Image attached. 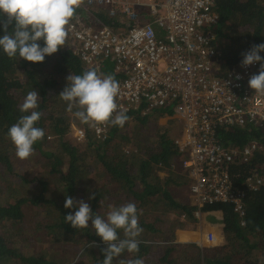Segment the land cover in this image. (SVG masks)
<instances>
[{"label": "trees", "instance_id": "trees-1", "mask_svg": "<svg viewBox=\"0 0 264 264\" xmlns=\"http://www.w3.org/2000/svg\"><path fill=\"white\" fill-rule=\"evenodd\" d=\"M136 9L140 17L146 15ZM215 9L214 47L222 56L223 75L239 65L252 45L264 43V0H217ZM141 25L120 13L111 16L108 10L86 7L76 10L65 45L42 63L9 58L0 49V264H102L106 245L91 221L84 229L65 223L64 216L75 212L64 207L65 196L89 203L105 217L110 207L130 202L142 212L139 252L125 251L113 264L136 258L144 264H264L263 131L250 126L218 129L223 148L237 151L257 144V150L249 163L238 160L229 166L235 187L245 192L244 216L233 205L206 206L205 225L220 226L223 243L201 248L177 242L179 231L196 232L199 222L197 208L186 200L192 179L185 167L187 153L177 145L174 107L155 108L145 116V107L126 113L130 119L122 128L105 125L101 137L97 125L82 124L66 111L59 94L70 74L95 70L121 80L110 61L101 60L96 67L81 58L74 31L108 26L118 33ZM14 27L13 21L8 31ZM4 34L0 24V37ZM38 43L44 46L43 40ZM31 90L40 96L42 117L35 126L45 137L34 145V155L22 160L7 133L26 114L20 107ZM75 124L85 134L80 142L72 136ZM255 176L262 185L250 190L246 182ZM119 235L124 238L122 230ZM93 242L98 247H90Z\"/></svg>", "mask_w": 264, "mask_h": 264}, {"label": "built area", "instance_id": "built-area-1", "mask_svg": "<svg viewBox=\"0 0 264 264\" xmlns=\"http://www.w3.org/2000/svg\"><path fill=\"white\" fill-rule=\"evenodd\" d=\"M148 1L82 0L78 9L108 10L111 16L120 13L142 25L118 33L108 26L76 30L78 54L96 67L101 60L115 62V74L121 77L118 110L139 113L143 107L172 106L184 121L177 145L181 151L190 150L185 163L192 179L189 201L197 208L199 224L202 210L216 204L233 205L244 216L245 192L235 187L229 166L238 160L249 163L257 144L237 151L225 149L217 131L250 126L264 132V95L248 84L258 64L242 67L240 63L219 75L222 56L214 47L213 30L219 21L217 0ZM136 8L146 15L140 17ZM147 113V109L142 112L143 116ZM104 128L95 127L99 137L104 136ZM74 132L78 141L84 139L83 131ZM246 185L257 190L262 180L255 176ZM212 230L205 240L216 243Z\"/></svg>", "mask_w": 264, "mask_h": 264}, {"label": "clouds", "instance_id": "clouds-1", "mask_svg": "<svg viewBox=\"0 0 264 264\" xmlns=\"http://www.w3.org/2000/svg\"><path fill=\"white\" fill-rule=\"evenodd\" d=\"M81 4L82 0H0V16L6 17L0 20L5 33L0 37V49L9 58L18 55L25 61L42 63L46 56H51L65 45L68 26ZM13 21L15 27L9 32V26ZM40 40L44 41L43 47L38 43ZM262 52H264V43L252 45L242 54L243 58L239 65L241 63L242 67H248L256 63L260 64L255 74L249 78L248 84L255 93L264 95V57L260 55ZM239 78L237 76V79ZM119 92L120 84L113 75L101 76L95 70H87L81 75L70 74L67 77V86L59 97L67 103L66 111L72 113L82 124L122 128L130 117L125 111L118 110L116 100ZM39 99L36 90L29 91L20 107V111L26 114L8 129L7 135L15 147V154L22 160L34 155V145L45 137V131L35 126L42 117V113L37 110ZM189 195L190 190L186 200L192 204ZM89 199H95V194L90 195ZM64 207L75 209L74 214L70 212L64 216L65 223L70 224L73 229L88 228L91 221V227L106 245L102 249L104 256L102 264H113L114 259L125 251L139 252L138 237L144 229L139 225L142 212H138L135 203L110 207L106 217L93 212L89 203L83 200L77 201L69 196H65ZM201 224H198L196 232L202 233L205 229L212 233L214 229L217 242L211 243L205 240L207 235L203 237L201 234L195 244L204 248L223 243L220 226L205 224L201 226ZM120 230L123 231V239L119 235ZM94 246L98 247L95 242L90 244V247ZM127 264H144V261L142 258H136L128 261Z\"/></svg>", "mask_w": 264, "mask_h": 264}, {"label": "rangeland", "instance_id": "rangeland-1", "mask_svg": "<svg viewBox=\"0 0 264 264\" xmlns=\"http://www.w3.org/2000/svg\"><path fill=\"white\" fill-rule=\"evenodd\" d=\"M148 1V0H147ZM152 2L153 1H155V0H151ZM148 2H150V1H148ZM115 66H116V64H115V62H112V68H113V70H115ZM147 109V111H148V113L150 112L151 113V111L152 110H150L149 108H146ZM161 108H159V109H157V110H160ZM172 111V110H171ZM171 113H173L172 114V120H174L175 121V123H176V128H177V130H176V132H177V135H178V141H180L181 139H182V136H183V132H184V121L183 120H181L180 118H178V116L176 115V113H175V109H173V111L171 112ZM155 117V116H154ZM163 121L164 120H161L159 123L160 124H162L163 123ZM77 127V128H76ZM74 129H78V126L75 124V125H73V127H72V136L74 137V139H76L77 140V138L75 137V132H74ZM77 142H78V140H77ZM80 142V141H79ZM185 153H187V160H189V153H190V150L188 149V150H186L185 151ZM182 220H184V219H182ZM170 221L172 222L173 221V219L171 218L170 219ZM205 224V218L203 217L202 218V224H201V226H203ZM200 225V224H199ZM204 229V228H203ZM203 235V237L204 236H208L209 235V232L207 231V230H202V233H200L199 231L198 232H193V230H188L187 232H183V231H179L178 233H177V236H178V239H177V242H180V243H192V242H195L196 241V239L197 238H199V235Z\"/></svg>", "mask_w": 264, "mask_h": 264}, {"label": "crops", "instance_id": "crops-1", "mask_svg": "<svg viewBox=\"0 0 264 264\" xmlns=\"http://www.w3.org/2000/svg\"><path fill=\"white\" fill-rule=\"evenodd\" d=\"M142 23V22H141ZM198 239V238H197Z\"/></svg>", "mask_w": 264, "mask_h": 264}]
</instances>
